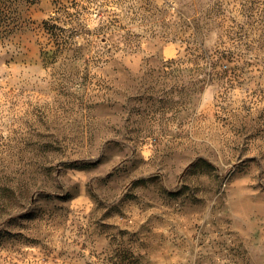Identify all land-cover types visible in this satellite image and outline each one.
<instances>
[{
  "label": "rangeland",
  "instance_id": "1",
  "mask_svg": "<svg viewBox=\"0 0 264 264\" xmlns=\"http://www.w3.org/2000/svg\"><path fill=\"white\" fill-rule=\"evenodd\" d=\"M0 32V264H264V0H0Z\"/></svg>",
  "mask_w": 264,
  "mask_h": 264
},
{
  "label": "trees",
  "instance_id": "2",
  "mask_svg": "<svg viewBox=\"0 0 264 264\" xmlns=\"http://www.w3.org/2000/svg\"><path fill=\"white\" fill-rule=\"evenodd\" d=\"M1 36H2V35H1V32H0V38H1ZM81 167H82V166H81Z\"/></svg>",
  "mask_w": 264,
  "mask_h": 264
}]
</instances>
